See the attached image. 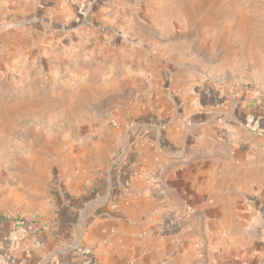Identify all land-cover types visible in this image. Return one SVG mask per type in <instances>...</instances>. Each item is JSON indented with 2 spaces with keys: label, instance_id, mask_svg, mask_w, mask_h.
I'll return each mask as SVG.
<instances>
[{
  "label": "crops",
  "instance_id": "obj_1",
  "mask_svg": "<svg viewBox=\"0 0 264 264\" xmlns=\"http://www.w3.org/2000/svg\"><path fill=\"white\" fill-rule=\"evenodd\" d=\"M143 2L139 13L153 18L155 0ZM92 7L91 26L80 27L67 0H0V23L17 24V29H0V97L10 68V81L28 82L32 95L41 66L48 70L56 60L70 59L77 64L87 49L90 56L99 49L113 50L112 36L101 33L102 27L116 25L129 34L114 45L125 59L141 61L144 53L132 51L138 48L156 50V41L134 31L150 24L131 13L128 0H92ZM135 40L143 47L134 45ZM246 107L229 104L217 112L192 113L195 125H212L215 119L234 134L200 139L196 146L202 150L171 131L160 135L153 154L138 147L142 169L160 170L166 198L150 195L132 180L129 189L123 186L107 196L100 178L81 190L75 182L66 186L65 200L47 193L36 206L30 160L26 180L0 186V264H264V129L257 123L264 117L248 114ZM3 108L0 104V124ZM73 197L78 198L75 206ZM35 211L40 214L36 223L30 217ZM57 214L58 226L37 230L43 221L53 223Z\"/></svg>",
  "mask_w": 264,
  "mask_h": 264
},
{
  "label": "rangeland",
  "instance_id": "obj_2",
  "mask_svg": "<svg viewBox=\"0 0 264 264\" xmlns=\"http://www.w3.org/2000/svg\"><path fill=\"white\" fill-rule=\"evenodd\" d=\"M128 1L131 13L150 24L134 31L157 44L156 50H132L144 53L141 61L123 58L114 47L129 34L113 25L107 30L113 50L90 56L87 49L77 64L70 59L56 60L48 70L41 66L32 95L28 82L10 81L11 68L4 72L0 186L24 181L25 166L33 159L36 206L47 193L65 200L66 186L75 182L81 190L100 178L111 196V180L133 146L153 154L160 135L170 131L195 146L200 139L234 136L223 121L195 125L192 113L245 103L248 114L264 117V0H155L153 18L139 13L143 0ZM11 25L2 22L0 29ZM133 44L143 47L136 40ZM16 169L24 174L18 176ZM147 172L145 167L131 180L140 181L150 195L166 198L165 189L151 181L154 175L161 180L160 170ZM76 201L73 197L71 205Z\"/></svg>",
  "mask_w": 264,
  "mask_h": 264
},
{
  "label": "trees",
  "instance_id": "obj_3",
  "mask_svg": "<svg viewBox=\"0 0 264 264\" xmlns=\"http://www.w3.org/2000/svg\"><path fill=\"white\" fill-rule=\"evenodd\" d=\"M262 120H263V123H262ZM257 123L262 124L261 130L263 131L264 119H261V118L258 119ZM128 153L129 154H127V157L119 163L118 165L119 168L117 169L114 175V178L112 179L111 184H112L113 190H117L123 186L129 185L134 175L138 173L140 170H142V168L144 167V164L141 162L139 158V156H141L142 153L138 147L136 146L131 147ZM66 210L68 211L69 209H66ZM58 217L59 215L57 214L55 216L53 223L52 222L48 223V222L43 221L42 224L46 226L47 228L56 227L58 226V223H57ZM36 221L37 219H33L32 222L36 223ZM40 229L41 227H39V229L37 228V230H40Z\"/></svg>",
  "mask_w": 264,
  "mask_h": 264
},
{
  "label": "built area",
  "instance_id": "obj_4",
  "mask_svg": "<svg viewBox=\"0 0 264 264\" xmlns=\"http://www.w3.org/2000/svg\"><path fill=\"white\" fill-rule=\"evenodd\" d=\"M69 5L75 9L76 15L78 17V25L80 27L91 26L90 13H91V9H92V0H69ZM107 30H111V29H109V28L106 29V27H102L99 29V31L101 33L106 32ZM147 171H148L147 173L155 174L154 168H149V169H147ZM154 176L155 177L151 181H152L153 185L158 186L160 184V180L157 177L158 175H154ZM158 193L160 195L165 194V192L161 188H159ZM114 207H116V205H114ZM32 219H35V218L32 217ZM41 230L42 231L46 230V226H42Z\"/></svg>",
  "mask_w": 264,
  "mask_h": 264
}]
</instances>
